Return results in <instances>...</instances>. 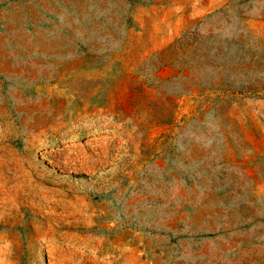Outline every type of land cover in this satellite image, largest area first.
Returning a JSON list of instances; mask_svg holds the SVG:
<instances>
[{"label":"rangeland","instance_id":"rangeland-1","mask_svg":"<svg viewBox=\"0 0 264 264\" xmlns=\"http://www.w3.org/2000/svg\"><path fill=\"white\" fill-rule=\"evenodd\" d=\"M0 264H264V0H0Z\"/></svg>","mask_w":264,"mask_h":264}]
</instances>
